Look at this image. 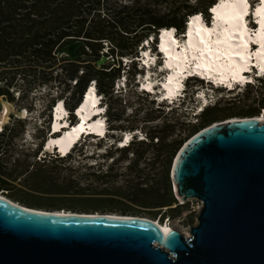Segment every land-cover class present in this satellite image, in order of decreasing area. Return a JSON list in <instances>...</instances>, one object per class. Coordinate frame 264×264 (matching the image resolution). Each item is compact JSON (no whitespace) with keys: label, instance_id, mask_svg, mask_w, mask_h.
<instances>
[{"label":"trees","instance_id":"16d2710c","mask_svg":"<svg viewBox=\"0 0 264 264\" xmlns=\"http://www.w3.org/2000/svg\"><path fill=\"white\" fill-rule=\"evenodd\" d=\"M189 1L0 0V98L2 103L20 104L29 94L37 90L47 89L50 92L57 90V97H51L49 100L48 123L51 124L53 108L57 103L62 102L70 113V122L74 124L76 122L74 111L82 103L88 89L93 86L101 97L102 104L106 106L108 132L119 131L121 136L135 132V128L127 132L128 128L124 126L110 124L119 123L121 118L109 114L107 100L110 99L114 88L119 87L125 59L132 60L128 66L130 73L135 76L141 74V70L136 68L140 67L138 59L145 42L152 41L156 52L161 30L174 29L176 34L181 35L186 31L190 17L201 15L210 20V9L215 6V1L207 0L199 5H191ZM106 58H110L111 61L104 62ZM126 84L124 90L126 87L129 88L131 83L126 82ZM251 86L249 84L246 88ZM134 87L137 88L139 96L151 98V94L138 90V83ZM15 93H17L16 96ZM219 106L220 102L212 107H206L199 115L201 120L189 125L191 127L189 134L193 135L217 122L216 113L220 109ZM5 108L9 112L8 107L5 106ZM262 109L264 111V108ZM221 117L227 116L225 114ZM4 124L0 122V129ZM180 125L181 123L178 122L165 127ZM49 129L48 126L44 130L46 136L50 133ZM107 134L109 137L110 133ZM17 135L15 128L9 129L7 126L0 132V138L6 136L9 140H14ZM138 135L133 134L132 141L127 146L119 145L121 138L107 146L109 152L114 150L121 153L122 160H125L130 152L135 156L128 166L131 173L134 169L137 172V166L144 155V152L139 154L133 149L134 146L156 148V153L153 150L154 154L150 158V163L154 164L159 158L157 154L159 147L164 143L160 132L157 131L145 132V139L139 140ZM110 137L114 138V134ZM42 138L43 142L33 154V158H38L37 163H43L42 167H45L47 161L72 160L76 148L66 156L60 157L55 152H44V143L47 139L45 136ZM154 138L157 139L155 144L152 143ZM103 140L105 139H100V141ZM184 141L181 139L173 142L171 150L165 156L161 193L159 189L143 187V181H136L135 185L134 180L127 182L141 200L137 204L146 209H154V218L158 216L159 222L180 216L184 209L183 204H178L169 174L174 154L179 148L181 149ZM106 156L110 157L108 154ZM17 161L15 160L14 163ZM112 167H109L107 171H111ZM22 176L23 174L15 177L5 176L0 171V193L26 207L46 211L76 212V210H64V208L50 210L53 206L40 205V207L39 204L30 202V198L14 195L13 192L16 189L14 183ZM150 194H153L152 198ZM84 201L89 199L81 200V202ZM190 221H192L191 218Z\"/></svg>","mask_w":264,"mask_h":264},{"label":"water","instance_id":"95a60500","mask_svg":"<svg viewBox=\"0 0 264 264\" xmlns=\"http://www.w3.org/2000/svg\"><path fill=\"white\" fill-rule=\"evenodd\" d=\"M227 122L195 133L175 159L177 200L201 203L188 236L145 219L50 216L0 198V264H264V124Z\"/></svg>","mask_w":264,"mask_h":264},{"label":"rangeland","instance_id":"374dc122","mask_svg":"<svg viewBox=\"0 0 264 264\" xmlns=\"http://www.w3.org/2000/svg\"><path fill=\"white\" fill-rule=\"evenodd\" d=\"M206 1L190 0L189 3L191 5H199ZM213 1L217 4L220 0ZM258 2L260 0H248L251 9ZM202 19L207 27L210 28L212 25L211 21L206 18ZM247 23H249L251 28L255 26L250 18ZM174 34L175 38L183 43V35ZM144 49L147 67L143 70L141 67H137L136 70H141V74L135 76L129 72L128 67L132 60L125 59V63L122 65L121 79L118 83L119 87L116 86L114 88L112 95L109 97L110 99L107 100V104L110 108L109 114L121 118L119 123L113 122L110 123L111 125L124 126L128 128L127 132L130 129H136L135 132L127 134H131L132 136L133 134H139V139H145V132H160L164 143L159 147L157 152L159 156L158 160L154 164L150 163V158L154 152L156 153V148L149 146L141 147V145L134 146L133 149L139 154L144 152V155L137 166V172L134 169L133 173H131L128 166L135 157L131 152L125 160H122L121 153L114 150L109 152L107 150L109 144H113L125 136H121L122 134L119 131L108 132L107 121H104V124H106L105 140L100 141L95 138L82 140L80 144L75 146L76 149L72 160H67L66 162L47 161L45 167H42L44 166L42 165L43 163H37L38 158H33V154L41 142H43V136L47 140L52 137L54 117L52 115V121L49 125V100H51V97L56 98L58 91L37 90L29 94L20 104L2 103V99L0 98V122L5 123L0 131L7 126L9 129L15 128V133L18 134L14 140H9L6 136L5 138H0V152L2 154L0 157V171L5 176L15 177L18 174H23L14 183L16 187L13 192L14 195L30 198V202L39 204L38 206H53L50 210L64 208V210H76L75 213L93 212L129 215L159 222L158 216L154 218V209H146L137 204L141 200L136 192L131 189L132 187L127 185V182L134 180L135 185L136 181H143V187L148 186L153 189H159L160 192L164 180L163 167L165 156L171 150L173 142L184 139L185 141L181 145L183 147L194 136V134H189L191 129L189 125L196 124L201 120L199 117L203 112L201 108L212 107L220 102V106L218 107L220 109L216 113V116H218L217 122L214 123L216 127L227 121H245L244 119L250 120L251 118L264 117L262 109L264 108V80L256 81L251 87L241 89L229 95L221 91L212 90L197 80H190L186 85L185 99L179 105L169 108L166 105L158 106L154 96L151 98L139 96L137 88L134 87L136 83H139L140 89L141 85H143V88L148 89L146 86L150 84L149 89L153 88V93L159 95L161 92L160 85L167 83L169 77L167 69H170L162 64L160 55L154 51L152 41L145 42ZM109 60L110 58H106L104 62H108ZM126 82L131 84L129 88L126 87V90H124V85H127ZM201 89L204 90L203 93L197 95L196 92ZM207 90L214 97L208 105H206V101L199 99V97H203L207 93ZM66 95L68 96V94ZM98 98L101 103V97ZM5 106H8L9 112L5 110ZM61 106L65 111V117H70V113L64 104H61ZM101 107L105 113L106 106L102 104ZM194 107H198V110L193 112ZM157 109L163 111L160 112ZM197 112L200 114H197ZM225 114L227 117H221ZM105 118L106 114L104 115V120ZM17 119H24L25 121L22 120L20 122ZM262 120L264 121V118ZM178 122L181 123L180 126L165 127L172 126L173 123ZM63 123L66 126H73L70 119ZM48 126L50 133L46 136L44 130ZM107 133H110L109 137ZM112 134H114V138L110 137ZM47 140L45 143H47ZM156 142L157 139L154 138L152 143L155 144ZM179 149L174 154L171 162L169 173L171 182V172ZM153 150L155 151L153 152ZM106 154L110 157L107 158ZM15 160L18 161L14 163ZM111 166H113L112 170L107 171ZM152 195L150 194L151 198ZM175 195L177 194L175 193ZM57 199L59 200L57 201ZM87 199L89 201L81 202V200ZM100 200L104 201L100 202ZM12 203L15 202L12 201ZM178 204L184 205L180 216L174 219H165L160 223H166L182 235L188 236L190 227L196 224V218L201 210V203L196 200H190L185 203L178 200ZM190 218L192 221H190Z\"/></svg>","mask_w":264,"mask_h":264},{"label":"bare ground","instance_id":"6f19581e","mask_svg":"<svg viewBox=\"0 0 264 264\" xmlns=\"http://www.w3.org/2000/svg\"><path fill=\"white\" fill-rule=\"evenodd\" d=\"M264 7V5L262 6ZM260 7V8H262ZM214 8L216 9L214 14V24L210 29L203 28V19L200 15H195L191 17L189 25L187 26V42L185 45L180 46L179 52H176L174 48L178 47L177 45L172 46L170 40L174 36V29H163L160 38V47L161 50L165 51L168 56V59L165 63L167 67L170 69L174 68L177 70L175 73L169 75L167 83L163 84V88L167 90V96H173L177 90H180L182 86L180 82L177 80L178 72L179 74H183L182 71L187 69L192 61L194 71L202 74L200 69L205 70V74L209 78H213L215 82L226 83L227 85L233 82L242 81L245 76H241L240 73L243 71H248L249 67H251L252 61L250 60L251 54L247 52V48L243 49V53L246 56H249L247 60V66L245 67V61L240 58V56L234 55L236 51V45L241 44V35L240 32L233 28L232 23L229 18L234 11L233 0H223L218 4H215ZM212 8V9H214ZM249 9V8H248ZM247 27V26H246ZM260 31V24H259ZM243 39L248 40L250 42H254L257 39L255 35L252 37L247 31L243 33ZM259 45V44H258ZM264 51L259 49L253 55L255 59V63L259 65L260 69L264 67V55H261L260 52ZM144 53L145 50L143 49ZM147 60V58H146ZM147 62V61H146ZM199 65V67L197 66ZM256 65V67H257ZM150 84H147L146 88L149 89ZM93 87H91L89 92H93ZM87 91V92H88ZM91 94V93H89ZM94 99V96H93ZM205 101V100H204ZM93 106H95L96 102H92ZM8 107V106H7ZM10 107V106H9ZM63 115H65V111L62 108L61 104H58L56 110L54 111V124L52 126L53 134L61 132L62 128H66V125L61 122L63 119ZM91 113H87L84 109L78 112V117L80 121L77 125H75L71 130L57 137H51L47 140L45 150L52 151L58 150L62 156L66 155L67 152L72 148L73 144L78 140L80 135L88 130V133H94L98 136H102L105 133L104 129V121L98 120L94 124H88L87 120L91 118ZM261 118V119H260ZM256 117L249 119H244L247 122H258L259 124L264 123L262 118L264 117ZM243 121V120H241ZM241 121H233L227 122L226 124L241 122ZM128 137V136H127ZM129 139L126 138V141ZM122 142V141H121ZM176 161V160H175ZM174 184V183H173ZM174 193L177 194V189L174 184ZM177 196V195H175ZM0 198L4 201L10 203L11 205L16 206L17 208L33 210L36 212H40L43 214H50V216H106L111 217L112 219L119 218H138L149 220L157 226L163 233H167L169 231L175 230L168 224H163L157 222L156 220H150L148 218L142 217H134L127 215H119V214H101V213H75L70 211H46L40 209H30L29 207L21 206V204L12 203V200H8L2 194H0Z\"/></svg>","mask_w":264,"mask_h":264},{"label":"snow or ice","instance_id":"6c2138e0","mask_svg":"<svg viewBox=\"0 0 264 264\" xmlns=\"http://www.w3.org/2000/svg\"><path fill=\"white\" fill-rule=\"evenodd\" d=\"M261 3L264 4V0H261ZM233 5L234 11L230 16L229 20L232 23L233 28L239 31L241 35V44L235 46L236 51L234 55L240 56V58L245 61L246 67L249 56L244 55L243 49L248 48L249 41L243 39V33L245 31H250V29L246 27V21L244 20V17L248 15L249 4L248 0H233ZM212 11L215 12L216 9L214 8L212 9ZM256 15L259 17L256 22L260 24V31L255 33L257 39L256 41H254V43H258L260 45V49L264 50V7L257 8ZM260 54L264 55V51H261ZM197 66L199 67V65ZM261 73H264V67L261 68ZM228 86L231 87L232 85L229 84Z\"/></svg>","mask_w":264,"mask_h":264},{"label":"clouds","instance_id":"9594fccd","mask_svg":"<svg viewBox=\"0 0 264 264\" xmlns=\"http://www.w3.org/2000/svg\"><path fill=\"white\" fill-rule=\"evenodd\" d=\"M105 113H106V108H105ZM105 121H106V118H105ZM105 126H106V124H105ZM1 132V131H0Z\"/></svg>","mask_w":264,"mask_h":264}]
</instances>
